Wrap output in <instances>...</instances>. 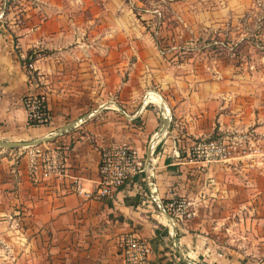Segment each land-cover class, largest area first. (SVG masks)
<instances>
[{
  "label": "crops",
  "instance_id": "obj_1",
  "mask_svg": "<svg viewBox=\"0 0 264 264\" xmlns=\"http://www.w3.org/2000/svg\"><path fill=\"white\" fill-rule=\"evenodd\" d=\"M221 1L0 0V264H124L126 233L147 242L146 264H264V154L187 156L210 137L264 149V85L239 68L176 61L245 27L240 6ZM156 29L169 35L164 52ZM29 90L44 93L49 125L28 124ZM63 143L65 172L42 175L33 149ZM118 143L144 169L111 197L76 194L75 180L94 189L101 151ZM171 197L194 216L170 224Z\"/></svg>",
  "mask_w": 264,
  "mask_h": 264
},
{
  "label": "built area",
  "instance_id": "obj_2",
  "mask_svg": "<svg viewBox=\"0 0 264 264\" xmlns=\"http://www.w3.org/2000/svg\"><path fill=\"white\" fill-rule=\"evenodd\" d=\"M26 67L33 69L32 62ZM30 87L39 84V78L31 75ZM30 126L49 125L52 115L47 108L44 93L28 91L22 97ZM164 119L165 116L162 115ZM69 143L59 147L35 148L33 154L40 160L42 175L63 174L66 169L65 154ZM263 154L262 147L256 141L243 136H222L194 140L188 151V159L204 164L227 162L233 158L252 159ZM145 165L137 149L127 143H118L105 147L98 163V181L94 189L85 190L74 181L72 190L86 200L111 197L128 179L138 175ZM163 209L170 224L191 219L195 212L185 197H171L165 201ZM121 250L124 264H146L149 253L147 242L135 233H126L121 237Z\"/></svg>",
  "mask_w": 264,
  "mask_h": 264
},
{
  "label": "rangeland",
  "instance_id": "obj_3",
  "mask_svg": "<svg viewBox=\"0 0 264 264\" xmlns=\"http://www.w3.org/2000/svg\"><path fill=\"white\" fill-rule=\"evenodd\" d=\"M217 1L194 0L195 4H216ZM220 2L222 1L220 0ZM225 3L240 6L232 13L235 14V19L245 23V27L234 28L230 32L228 31L230 29L225 26V32L216 33L213 39L210 34L206 38L205 46L193 50L186 49L190 55L186 59H177L176 61L190 63L197 69L239 68L241 71L249 73L250 77H253V81L264 85V26H262L264 25V0H225ZM166 4L168 3H164V5ZM3 18L1 15V19ZM155 31H157V42L161 41L160 49L164 52L168 47L166 43L169 42V35L160 34L162 32L158 29ZM162 39L165 40L162 41ZM214 40L216 43L213 42ZM208 41L209 45H207ZM189 58L191 60H187ZM262 152L264 154L263 147ZM2 238L4 237H0V243Z\"/></svg>",
  "mask_w": 264,
  "mask_h": 264
},
{
  "label": "trees",
  "instance_id": "obj_4",
  "mask_svg": "<svg viewBox=\"0 0 264 264\" xmlns=\"http://www.w3.org/2000/svg\"><path fill=\"white\" fill-rule=\"evenodd\" d=\"M29 56H31V59H29V60H32L33 57H32V55H31V53H29Z\"/></svg>",
  "mask_w": 264,
  "mask_h": 264
}]
</instances>
